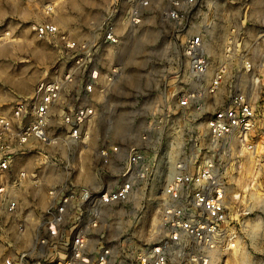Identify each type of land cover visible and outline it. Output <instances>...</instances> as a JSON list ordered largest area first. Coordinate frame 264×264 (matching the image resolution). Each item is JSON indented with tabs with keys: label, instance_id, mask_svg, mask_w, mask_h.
<instances>
[{
	"label": "rangeland",
	"instance_id": "374dc122",
	"mask_svg": "<svg viewBox=\"0 0 264 264\" xmlns=\"http://www.w3.org/2000/svg\"><path fill=\"white\" fill-rule=\"evenodd\" d=\"M170 1L122 0L115 21L120 44L107 47L98 58L105 75L117 67L118 76L91 97L102 107L88 146L61 151L57 165L28 156L18 159L16 167L24 162L29 168L42 167L45 182L38 197L45 203L51 184L113 186L124 150L146 136L154 179L127 203L107 208L103 217L102 236L115 246L116 263L129 262L124 251L138 253L160 222L162 193L175 162L191 161L189 169L197 171L212 156L207 120L240 86L249 93L257 118L249 135L222 141L214 155L229 220L228 239L218 249L222 258L215 264H264V0H196L186 7L184 26L163 16ZM114 2L0 0V113H10L18 97L30 96L40 81L60 73L69 62L64 41L39 38L34 25L53 22L72 41H92L101 37V22ZM132 6L142 15L135 28L124 19ZM195 34L203 36L212 69L225 67L227 78L218 95L201 94L182 105L179 98L197 88L183 54L185 41ZM247 60L255 69L256 81L244 73ZM121 115L130 122L124 133L118 129ZM104 143L123 147L105 169L97 157ZM19 240L12 225L0 219V264L11 251L32 245L31 234Z\"/></svg>",
	"mask_w": 264,
	"mask_h": 264
},
{
	"label": "built area",
	"instance_id": "2783aa9c",
	"mask_svg": "<svg viewBox=\"0 0 264 264\" xmlns=\"http://www.w3.org/2000/svg\"><path fill=\"white\" fill-rule=\"evenodd\" d=\"M121 2L115 0L101 24V37L92 41H72L53 22L33 26L41 39L61 38L69 62L60 73L40 81L33 95L17 101L10 113H0V219L12 225L19 241L32 235L30 247L11 251L2 264H211L212 252L228 239L226 191L214 155L222 141L235 135L246 137L255 128L256 108L240 86L207 120L212 156L197 171L189 169L191 161L175 162L172 178L163 189L160 222L138 253L124 251L129 262L120 259L116 263L115 246L102 236L103 217L107 208L127 203L154 179L146 136L124 150L113 186L51 184L45 203L38 197L45 182L42 167L29 168L26 162L16 167L18 159L24 161L28 156L57 165L61 151L88 146L102 107L91 97L118 76L117 67L105 75L98 58L107 47L120 44L115 21ZM195 3L171 0L163 16L184 26L186 7ZM124 19L130 28L138 27L140 9L132 6ZM183 54L197 88L182 95L179 102L183 105L201 94L218 95L227 72L223 66L212 69L203 36L190 35ZM243 68L252 81L257 80L249 60L243 62ZM122 152L120 145L104 143L97 154L101 167L105 169L108 160Z\"/></svg>",
	"mask_w": 264,
	"mask_h": 264
},
{
	"label": "bare ground",
	"instance_id": "6f19581e",
	"mask_svg": "<svg viewBox=\"0 0 264 264\" xmlns=\"http://www.w3.org/2000/svg\"><path fill=\"white\" fill-rule=\"evenodd\" d=\"M91 35V34H90ZM206 44V43H205ZM208 48H210V47H208ZM208 48H206V52H209V50H208ZM211 49V48H210ZM134 50V49H133ZM205 51V50H204ZM210 53V52H209ZM136 64V63H135ZM133 69V68H132ZM135 71H136V69H134ZM132 73H134L133 71H132ZM135 75V74H134ZM133 76V75H132ZM130 78V77H129ZM134 78H136V77H134ZM136 80V79H135ZM131 81V80H130ZM135 82H137V81H135ZM135 84V83H134ZM125 114V113H124ZM127 116V115H126ZM129 122V117H125V116H123V115H121L120 116V118H119V120H118V123H119V128L118 129H120L119 131L120 132H125L126 130H127V126L130 124V122ZM117 129V128H116ZM122 133V134H123ZM83 164V163H82ZM83 167V166H82ZM83 169H84V167H83ZM86 174H88L87 173V171H86ZM232 239V238H231ZM222 248V247H221ZM220 249V248H219ZM218 250V249H217ZM212 259H211V264H215V262H219V261H221V258H222V256H221V253H220V251L218 250V251H213L212 252Z\"/></svg>",
	"mask_w": 264,
	"mask_h": 264
},
{
	"label": "crops",
	"instance_id": "0c3cea01",
	"mask_svg": "<svg viewBox=\"0 0 264 264\" xmlns=\"http://www.w3.org/2000/svg\"><path fill=\"white\" fill-rule=\"evenodd\" d=\"M103 18H105V15H104ZM103 18H102V19H103ZM103 21H104V19H103ZM103 21H102V22H103ZM102 22H101V24H102ZM56 25H57V24H56ZM57 26H58V25H57ZM100 26H101V25H100ZM58 27H59V26H58ZM59 28H60V27H59ZM51 77H53V76H51ZM35 88H36V87H35ZM34 91H35V89H34ZM34 91L32 92V94H31L30 96H28V97H26V98L18 97L17 100H15V101L17 102V101L22 100V99H28V98H30V97L33 95ZM16 102H15V103H16Z\"/></svg>",
	"mask_w": 264,
	"mask_h": 264
}]
</instances>
